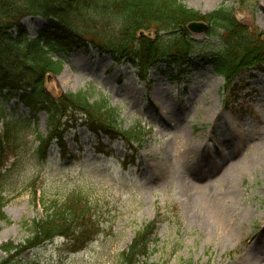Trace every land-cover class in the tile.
Segmentation results:
<instances>
[{
    "label": "rangeland",
    "instance_id": "rangeland-1",
    "mask_svg": "<svg viewBox=\"0 0 264 264\" xmlns=\"http://www.w3.org/2000/svg\"><path fill=\"white\" fill-rule=\"evenodd\" d=\"M183 4L202 15L232 10L239 24L264 34V0ZM46 25L41 17L22 20L29 39ZM187 32L197 44L190 57L197 70L182 76L164 61L142 75L92 48L61 56V73L46 82L51 96L91 89L119 111L124 129L140 122L151 136L134 152L91 131L86 119L71 113L56 124L61 139L43 159L36 155V139L52 129L39 111L35 125L21 133L17 151L4 158L10 170L2 180L8 222L0 223V246L22 245L27 224L44 215L41 202L62 201L74 190L92 205L95 235L78 252L56 238L11 264H121L135 233L152 221L157 226L149 264H264V63L226 86L203 65L218 39ZM0 109L10 118L31 117L28 108L17 100L5 103L3 95ZM192 170L200 174L193 177ZM34 191L39 205L32 202Z\"/></svg>",
    "mask_w": 264,
    "mask_h": 264
},
{
    "label": "trees",
    "instance_id": "trees-1",
    "mask_svg": "<svg viewBox=\"0 0 264 264\" xmlns=\"http://www.w3.org/2000/svg\"><path fill=\"white\" fill-rule=\"evenodd\" d=\"M185 0H0V96L8 103L17 100L31 112L29 119L10 118L0 109V223H7L3 212L2 180L6 171L4 158L17 151L21 133L35 125L36 114L43 111L52 130L36 139V155L47 159L54 140L60 141V119L77 114L86 119L95 133L110 140H119L137 152L143 149L151 130L135 122L124 129L120 113L110 106L108 98L96 96L91 89L53 97L44 89L45 77L59 75L65 59L74 49L92 48L109 56L115 65L129 63L147 74L149 69L166 63L179 76L197 70L190 61L197 44L187 32L191 22L209 25L207 34L216 38L219 46L203 59L213 72L229 86L251 67L264 63V43L237 22L233 11L219 8L208 15L186 8ZM27 17H41L46 27L35 39H29L22 26ZM140 32H153L152 38ZM155 33V34H154ZM163 33L164 37L156 34ZM164 38V39H163ZM100 145V144H99ZM16 163L13 165L15 167ZM32 202L39 205L34 191ZM44 215L29 222L28 238L20 246L12 243L0 246L5 258L0 264H11L24 251L35 249L56 238H62L72 253L82 250L94 237L95 214L88 198L80 190L70 192L62 201L41 202ZM157 221L146 224L135 233L127 250L121 253V264H149L150 243Z\"/></svg>",
    "mask_w": 264,
    "mask_h": 264
},
{
    "label": "water",
    "instance_id": "water-1",
    "mask_svg": "<svg viewBox=\"0 0 264 264\" xmlns=\"http://www.w3.org/2000/svg\"><path fill=\"white\" fill-rule=\"evenodd\" d=\"M208 28H209L208 25L204 22H191L186 27L187 31L193 34H204L208 31ZM138 36H145L147 38H152L153 32H150V33L140 32ZM263 41H264V37H263ZM51 76L53 75L52 74L47 75L44 81V89L47 93H48V90L46 89V82L49 80Z\"/></svg>",
    "mask_w": 264,
    "mask_h": 264
},
{
    "label": "bare ground",
    "instance_id": "bare-ground-1",
    "mask_svg": "<svg viewBox=\"0 0 264 264\" xmlns=\"http://www.w3.org/2000/svg\"><path fill=\"white\" fill-rule=\"evenodd\" d=\"M232 147L235 148L236 145L233 144ZM235 151H236V150H235ZM235 151H234V154L236 153ZM221 158H222V157H220L219 160H221ZM223 159H225V158H223ZM213 164L215 165L216 163H213ZM200 165H202V163H200ZM191 174H193V177H197V176L200 174V171H199V170H192V171H191Z\"/></svg>",
    "mask_w": 264,
    "mask_h": 264
}]
</instances>
